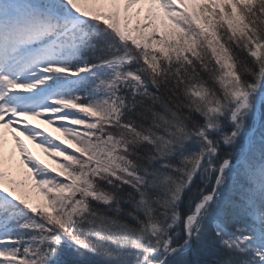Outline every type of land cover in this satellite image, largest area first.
I'll return each mask as SVG.
<instances>
[{"label": "snow or ice", "instance_id": "6c2138e0", "mask_svg": "<svg viewBox=\"0 0 264 264\" xmlns=\"http://www.w3.org/2000/svg\"><path fill=\"white\" fill-rule=\"evenodd\" d=\"M0 264H264V0H0Z\"/></svg>", "mask_w": 264, "mask_h": 264}, {"label": "rangeland", "instance_id": "374dc122", "mask_svg": "<svg viewBox=\"0 0 264 264\" xmlns=\"http://www.w3.org/2000/svg\"><path fill=\"white\" fill-rule=\"evenodd\" d=\"M31 122L33 124H39L42 129L46 130L47 132H51L54 137H60L61 140L66 139L62 132L57 130V126L46 124L42 118H30ZM24 139L25 143L28 145V147L38 156H40L42 159L48 161L49 163H52V161L47 157V155L43 152V150L39 147H37V143L33 142L26 137H21ZM4 152L5 154H15L17 158L19 157L18 149L15 148L14 141L11 139V133L8 132L6 135V142L4 145ZM19 170H14L12 175L13 177L20 181L24 180V175L26 174V170H23L22 165H18Z\"/></svg>", "mask_w": 264, "mask_h": 264}, {"label": "trees", "instance_id": "16d2710c", "mask_svg": "<svg viewBox=\"0 0 264 264\" xmlns=\"http://www.w3.org/2000/svg\"><path fill=\"white\" fill-rule=\"evenodd\" d=\"M93 259H96V260H103L104 257H103V256H100V257H95V258H93Z\"/></svg>", "mask_w": 264, "mask_h": 264}]
</instances>
